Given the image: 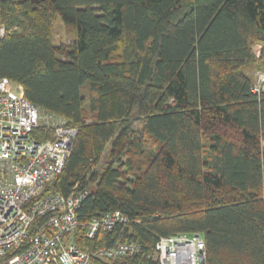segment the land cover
<instances>
[{
    "label": "trees",
    "instance_id": "16d2710c",
    "mask_svg": "<svg viewBox=\"0 0 264 264\" xmlns=\"http://www.w3.org/2000/svg\"><path fill=\"white\" fill-rule=\"evenodd\" d=\"M56 17L68 48L52 42ZM0 30V79L77 130L44 194L87 191L82 225L128 219L73 234L91 264H158L160 237L194 233L206 264H264V88L246 73L264 70V0H0ZM119 241L139 253L94 256Z\"/></svg>",
    "mask_w": 264,
    "mask_h": 264
},
{
    "label": "built area",
    "instance_id": "2783aa9c",
    "mask_svg": "<svg viewBox=\"0 0 264 264\" xmlns=\"http://www.w3.org/2000/svg\"><path fill=\"white\" fill-rule=\"evenodd\" d=\"M263 88L261 70L252 93ZM76 133L62 118L30 104L20 85L0 79V264H91L92 255L74 245L73 234L80 230L93 240L127 225L118 211L79 223L77 212L87 191L44 194L61 175ZM46 134L51 139H39ZM38 219L43 221L34 224ZM139 249L133 241H119L94 256L113 262L134 257ZM154 258L158 264H206V246L196 233L160 237Z\"/></svg>",
    "mask_w": 264,
    "mask_h": 264
},
{
    "label": "rangeland",
    "instance_id": "374dc122",
    "mask_svg": "<svg viewBox=\"0 0 264 264\" xmlns=\"http://www.w3.org/2000/svg\"><path fill=\"white\" fill-rule=\"evenodd\" d=\"M51 38L55 46L68 48L74 42V30L71 27L63 24V22L59 19V17H56L51 26ZM260 51L261 49L259 46L253 47V52L256 58H258ZM258 71H259V67L257 66V63L253 64L251 68L247 69L246 73L251 77L252 82H254ZM84 94L88 98L89 94H88L87 88ZM86 108H87V105H86ZM144 145H145V151L156 150L157 148L156 142H154L153 140L147 137L144 139ZM262 147L264 150V143L262 144ZM108 150L109 149H106L105 156H107ZM103 160H104L103 161L104 163L106 158L104 157Z\"/></svg>",
    "mask_w": 264,
    "mask_h": 264
}]
</instances>
